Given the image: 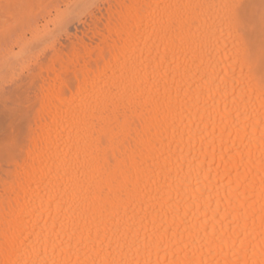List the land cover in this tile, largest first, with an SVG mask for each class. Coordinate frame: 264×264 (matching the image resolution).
Returning a JSON list of instances; mask_svg holds the SVG:
<instances>
[{
	"label": "bare ground",
	"instance_id": "obj_1",
	"mask_svg": "<svg viewBox=\"0 0 264 264\" xmlns=\"http://www.w3.org/2000/svg\"><path fill=\"white\" fill-rule=\"evenodd\" d=\"M106 3L45 68L0 264H264V0Z\"/></svg>",
	"mask_w": 264,
	"mask_h": 264
},
{
	"label": "rangeland",
	"instance_id": "obj_2",
	"mask_svg": "<svg viewBox=\"0 0 264 264\" xmlns=\"http://www.w3.org/2000/svg\"><path fill=\"white\" fill-rule=\"evenodd\" d=\"M106 1L0 0V179L26 147L45 68L54 54H68L78 40L95 47L89 30L101 14L106 21ZM34 25L45 36L33 42L29 27Z\"/></svg>",
	"mask_w": 264,
	"mask_h": 264
}]
</instances>
